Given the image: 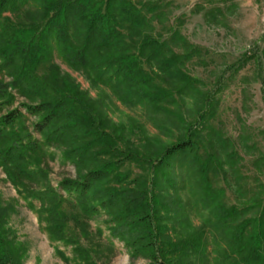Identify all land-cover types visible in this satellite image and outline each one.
<instances>
[{"label":"trees","instance_id":"obj_1","mask_svg":"<svg viewBox=\"0 0 264 264\" xmlns=\"http://www.w3.org/2000/svg\"><path fill=\"white\" fill-rule=\"evenodd\" d=\"M29 1L0 0V74L12 79L6 82L0 78V167L20 193L40 202V210L48 214L49 231L60 228L64 217L61 209L67 200L86 215L99 208L112 212L113 207L120 213L128 212L121 217L133 215V221L143 225L136 228L142 229L139 236L130 241L146 239L152 248L150 264H189V250L205 258L202 230L194 229L178 241L171 240L166 230L172 216L182 219L174 163L179 157L190 156L204 209L213 216L208 223L219 227L228 238L229 251L234 256L231 264H264V191L244 208H227L223 196L211 185L209 173L217 170L220 161L217 153L205 146L203 133L209 129L207 118L215 114V100L214 94L195 86L197 81L184 72L187 61L195 54L194 48L177 29L170 30L167 38L156 37L153 21L162 13L155 14L156 7L146 3L140 7L133 0H32L38 10L28 11V24H14L5 17L6 12H16ZM145 10L152 15L147 16ZM53 38L59 55L71 68L83 71L93 85H109L124 104L146 103L174 115L171 126L177 129L178 139L169 142L145 133L140 145L132 146L125 140L123 124L115 125L103 120L100 112L98 115L90 111L84 92L72 78L58 72L53 77L36 75L39 63L51 60ZM144 64H149L150 69H145ZM10 89L31 101L23 102L21 108H11L15 95ZM173 95L182 96L183 104L174 101ZM184 96L195 100L188 109L189 117L184 111ZM34 99L40 101L33 102ZM27 115L37 118L33 130L41 142L27 125ZM162 121L157 125L160 130L169 127L166 120ZM89 137L101 140L98 148L107 147L114 157L104 165H97L95 158L84 174L64 179L60 190L51 185L30 189L32 182L45 175L38 164L41 144L65 145L66 160L77 166L96 154L87 143L74 148L72 142ZM202 149L206 150L204 154H200ZM127 160L143 170L147 168L144 171L149 180L137 178L127 190L96 189L107 182L114 163ZM215 193L212 198L210 195ZM164 208H169L168 216L161 215ZM0 264L18 262L3 253Z\"/></svg>","mask_w":264,"mask_h":264},{"label":"rangeland","instance_id":"obj_2","mask_svg":"<svg viewBox=\"0 0 264 264\" xmlns=\"http://www.w3.org/2000/svg\"><path fill=\"white\" fill-rule=\"evenodd\" d=\"M133 1L140 7L142 3L153 5L155 14L162 13L153 21L156 37L167 38L170 30L177 29L184 41L194 48L195 54L187 61L184 72L197 81L195 86L214 94L215 100V114L207 118L209 129L203 133L205 146L209 145L220 161L217 170L209 173L211 185L223 196L227 208L248 206L254 196L264 191V0ZM31 10H38L32 0L20 10L4 15L14 24L26 25ZM145 13L152 15L146 10ZM52 45L51 60L40 62L36 75L53 77L58 72L72 78L84 92L90 111L98 115L100 112L103 120L115 125L123 124L127 131L125 140L132 146H139L145 133L161 136L169 142L178 139L177 129L171 126L174 115L164 114L146 103L124 104L109 85L97 87L83 71L71 68L59 55L54 38ZM53 67L56 68L53 70ZM144 68L149 70L150 65L144 64ZM0 78L12 81L5 73H1ZM10 91L15 95L11 108H21L23 102L31 101L17 91ZM172 97L183 104L182 96ZM183 99L184 111L189 117L188 109L195 100L185 96ZM36 120L27 115V125L41 142L42 138L33 130ZM162 120H166L169 127L160 130L157 125L160 121L163 123ZM72 144L74 148L89 145L96 156L76 166L66 160L68 148L65 145L41 144L38 164L45 175L32 182L30 189L35 191L51 185L60 190L64 179L84 174L95 158L97 165H104L114 157L107 147L98 148L101 140L96 138H77ZM203 149L200 154L205 153ZM191 161L190 156L179 157L174 163L173 171L179 178L177 196L182 202V219H176L173 213L172 221L166 222L167 234L171 240L178 241L194 229H200L205 234L207 255L203 258L202 254L189 250L188 263L231 264L234 256L229 251L228 238L223 230L208 223L213 216L210 210L204 209ZM113 170L107 182L96 189L127 190L135 179L150 178L144 171L147 168L143 170L130 160L114 163ZM210 196L214 198L216 193ZM40 208V202L20 193L0 167V259L4 253L18 264H150L152 248L148 247L146 239L130 241L139 236L142 229L136 228L143 225L134 222L133 215L121 217L128 212L120 213L112 207V212L99 208L92 215H86L67 200L61 209L64 217L60 228L50 232L48 214ZM169 208L162 209L161 215L168 216ZM177 259L175 254L174 261Z\"/></svg>","mask_w":264,"mask_h":264}]
</instances>
